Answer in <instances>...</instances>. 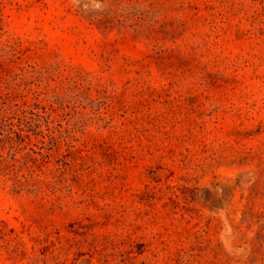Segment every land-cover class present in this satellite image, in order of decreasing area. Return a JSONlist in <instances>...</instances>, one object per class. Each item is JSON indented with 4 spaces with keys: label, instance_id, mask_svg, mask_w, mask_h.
I'll list each match as a JSON object with an SVG mask.
<instances>
[{
    "label": "rangeland",
    "instance_id": "rangeland-1",
    "mask_svg": "<svg viewBox=\"0 0 264 264\" xmlns=\"http://www.w3.org/2000/svg\"><path fill=\"white\" fill-rule=\"evenodd\" d=\"M0 264H264V0H0Z\"/></svg>",
    "mask_w": 264,
    "mask_h": 264
}]
</instances>
